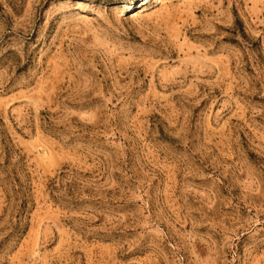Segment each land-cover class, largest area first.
I'll return each instance as SVG.
<instances>
[{
	"label": "rangeland",
	"instance_id": "rangeland-1",
	"mask_svg": "<svg viewBox=\"0 0 264 264\" xmlns=\"http://www.w3.org/2000/svg\"><path fill=\"white\" fill-rule=\"evenodd\" d=\"M0 264H264V0H0Z\"/></svg>",
	"mask_w": 264,
	"mask_h": 264
}]
</instances>
